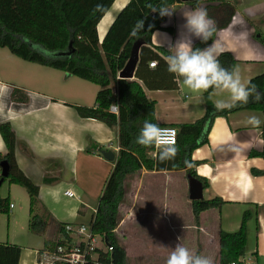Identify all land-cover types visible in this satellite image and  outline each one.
Wrapping results in <instances>:
<instances>
[{"label": "crops", "instance_id": "1", "mask_svg": "<svg viewBox=\"0 0 264 264\" xmlns=\"http://www.w3.org/2000/svg\"><path fill=\"white\" fill-rule=\"evenodd\" d=\"M127 1H112L96 24L98 40H101L116 13ZM196 1L194 5L179 1L169 6L176 10L170 17L163 16L160 25L171 28L172 31L154 30L150 35L151 43L168 51L169 45L175 44L182 35L184 11L203 7L217 26L212 41L204 48L211 45L213 40L217 41L223 51L231 54L235 60L234 67L239 68L245 82L252 76L264 74V66L257 64L259 59H247L250 47L246 44L248 33L253 32L252 26L257 35L262 34L264 0ZM224 2L230 5L227 6ZM198 39L192 37V45ZM25 63L13 62L7 74L4 77L0 75V84H5L10 89L0 91V122L6 121L11 126L15 137L16 166L38 187V203L50 214L43 232L39 233L42 236L40 245L34 249H20L18 264H45L40 255L43 242L58 241L65 237L57 232L58 224L89 223L94 204L116 156V127H107L92 118H81L73 108L74 105L91 106L97 88L87 86L84 84L87 81L81 82L82 80L61 71ZM19 69L21 77V69L29 73L23 78H28L26 82L36 88L28 87L24 81L19 82L20 78L16 75ZM31 71L34 76L30 74ZM13 88L21 90L26 96L24 102L11 101L10 93ZM201 93L189 90L179 77L175 89L146 91L147 97L154 101L153 115L159 126L191 123L203 116L205 107ZM209 99L214 105L217 99H227V94L217 96L211 90ZM251 115H256L263 121L260 111L249 109L214 117L207 142L192 151L191 160L203 161L192 167L195 174L206 181L202 194H206L205 199H220L218 207L201 211L197 221L193 222L196 224L199 244L197 253L209 258V243L213 244L214 241L217 246L218 230L236 231L242 213L248 211L250 216L245 226L243 260L249 264H264V175L249 174L250 168L264 169V161L257 156H248L249 151L260 150L264 146V137L261 135L262 123L259 127L246 123ZM99 147H102L101 152L110 151L113 159L105 160L98 152ZM4 152L5 147L0 138V154ZM185 175L183 170L141 169L128 178L133 182L132 191L128 194L131 205L139 203L140 199L145 202L146 197H149V202L158 209V213L154 215L162 217L161 212L167 210V200L174 206L182 203L183 185L187 193ZM174 179L180 188L178 203L173 201L177 195L167 194V186L172 185ZM19 187L6 181L0 183V198L8 199L7 223L14 219L13 212H10L14 208L11 199L15 198L16 193H21ZM65 190H70L72 197L63 195ZM24 193L23 199L28 208L27 195ZM174 210L176 214L180 211L177 207ZM189 216L192 220L190 207ZM65 238L78 241L74 234H66ZM161 252L157 251L156 256H162Z\"/></svg>", "mask_w": 264, "mask_h": 264}, {"label": "trees", "instance_id": "2", "mask_svg": "<svg viewBox=\"0 0 264 264\" xmlns=\"http://www.w3.org/2000/svg\"><path fill=\"white\" fill-rule=\"evenodd\" d=\"M113 0H0V48H6L13 56L34 64L48 67L72 75L97 86L91 106L73 108L81 118H92L107 127H116L117 152L112 167L104 181L89 221L92 234L100 239L101 247L95 248V258L84 264H124L125 250L115 234L119 223L118 207L124 197V180L141 169L146 171L183 170L206 187L204 178L195 174L192 167L203 163L191 160L194 149L207 142L210 125L216 116L226 115L240 109L257 110L262 113L261 135L264 137V99L218 111L209 99V91L202 92L204 114L191 123L173 125L177 130L174 160L164 163L155 158V148H145L136 143L139 130L147 119L155 123L154 101L146 91L172 90L177 87V77L167 71L166 49L155 46L150 41L154 30L172 31L161 27L163 17L151 11L149 5L158 7L161 3L171 6L178 0H128L116 13L101 40H98L96 24L109 8ZM197 1L189 2L194 5ZM225 5L229 6L227 2ZM97 5L101 10L94 11ZM231 7V13H232ZM144 21L143 29L133 35V27L138 20ZM217 29V26H216ZM214 37V35H213ZM212 37V39H213ZM207 42L198 39L193 48H204ZM140 42L138 58L131 79L117 78L118 71L128 59L130 49ZM221 66L231 70L235 60L230 53L222 51L218 56ZM154 61V67L147 63ZM249 80L264 92V74L252 76ZM248 80V81H249ZM10 99L24 102L26 96L13 88ZM114 104L116 114L108 111ZM0 138L5 152L0 161L7 163V174L1 182L15 184L24 189L28 201V230L41 233L50 214L40 207L37 199L38 187L16 166L14 161L15 137L8 122H0ZM102 147H99L101 153ZM88 150V149H87ZM248 156H257L264 161V146L251 150ZM252 176L264 175V169L250 168ZM46 182V180H44ZM220 199L191 200L190 211L194 222L201 211L216 208ZM8 199L0 198V212H7ZM249 212L244 211L236 231L217 232V264H249L243 260L246 241L245 226ZM63 224L57 225L62 233ZM56 241H44L43 250H51ZM20 247L0 242V264H18ZM51 264H60L53 262Z\"/></svg>", "mask_w": 264, "mask_h": 264}, {"label": "rangeland", "instance_id": "3", "mask_svg": "<svg viewBox=\"0 0 264 264\" xmlns=\"http://www.w3.org/2000/svg\"><path fill=\"white\" fill-rule=\"evenodd\" d=\"M252 30L253 32L248 33L249 37L246 34L244 35L247 36L246 44L250 47L247 54L249 58L247 59H259L257 61L260 62L257 64L264 66V23L262 22L261 36L254 32V26H252ZM13 62L25 63L26 61L13 56L6 48H0L1 77L7 74ZM25 64L38 65L28 62ZM24 70L25 69H21L23 77L25 74H29ZM30 74L33 76L35 75L32 71ZM16 75L20 78V83L24 81V84L28 87L36 88V86L26 82L28 78L21 77L20 69L17 71ZM81 82L84 81L82 80ZM84 84L97 88V86L92 83L84 82ZM128 178L124 180L125 193L118 207L119 223L115 228L116 237L124 250L126 249L124 264H165L167 256L177 244H181L191 252L199 255V253H197L199 244L196 238V224L189 216L190 201L187 198L185 185H183L182 189V203L174 206L172 202L167 200V210L161 212L162 217L157 218L154 214H156L158 209L155 204L149 202V197H146L147 199L145 202H142V199H140L141 201H139V203H135L133 206L131 205L128 194L132 191L133 182ZM19 188L18 190L21 193H16L15 198L11 199V202L14 204V208L10 211L14 214V219H12L11 223H7L9 209L5 213L0 212V241L14 243L18 245L20 249L24 250L38 248L42 241V236L27 229V203L23 199L25 191L22 187ZM167 192H169L167 193L168 196L169 194L171 196L177 195L176 199L173 201L178 203L180 188L178 187V182L176 184V180L172 182V185L167 186ZM205 197L206 194L203 193L202 198L204 199ZM174 207L180 210L178 214H176ZM177 240H179V242H177ZM97 246L101 247L102 245L97 243ZM216 250V242L213 241V244L209 243V258L213 261V264H217ZM157 251H162L161 253H163V255L161 256L160 254L156 256Z\"/></svg>", "mask_w": 264, "mask_h": 264}, {"label": "clouds", "instance_id": "4", "mask_svg": "<svg viewBox=\"0 0 264 264\" xmlns=\"http://www.w3.org/2000/svg\"><path fill=\"white\" fill-rule=\"evenodd\" d=\"M97 5L94 11L101 10ZM151 11L160 16H171L176 9L161 3L158 7L149 5ZM185 23L182 26L181 37L168 47L169 54L164 58L167 71L182 79V83L192 92H206L213 90L217 96L227 94V99H217L214 107L218 111L231 109L237 105L247 104L250 99L260 102L264 99V92L250 80L245 82L239 68L231 70L221 66L218 56L222 53L219 43H213L204 49L193 48L192 37L207 42L216 32L215 21L209 17L203 7L190 8L184 11ZM144 27L142 19L133 27V35ZM0 91H10L7 85L0 84ZM248 125L259 127L261 119L256 115L247 118ZM136 143L145 148H155V158L160 163L174 160L178 149L176 147L175 132L159 124L145 120L136 137ZM165 264H213V261L202 255L191 252L188 248L177 244L166 258Z\"/></svg>", "mask_w": 264, "mask_h": 264}, {"label": "built area", "instance_id": "5", "mask_svg": "<svg viewBox=\"0 0 264 264\" xmlns=\"http://www.w3.org/2000/svg\"><path fill=\"white\" fill-rule=\"evenodd\" d=\"M147 65L148 67H154L155 62L149 61ZM108 111L116 114V106L114 104L110 105L108 107ZM160 127L173 130L176 137L177 130L174 127ZM63 195L72 197L73 194L70 190H65ZM10 206L11 204H9V207ZM62 227L65 235L74 234L78 237V241L73 242L65 237H62L56 241L51 250H42L40 255L42 256L45 264H51L53 262H58L60 264H84L86 261L95 258L94 250L95 248H98L97 243H100V239L97 235L91 233L89 224L64 223Z\"/></svg>", "mask_w": 264, "mask_h": 264}, {"label": "water", "instance_id": "6", "mask_svg": "<svg viewBox=\"0 0 264 264\" xmlns=\"http://www.w3.org/2000/svg\"><path fill=\"white\" fill-rule=\"evenodd\" d=\"M180 2H193L195 0H179ZM140 42H135L129 52L128 59L126 60L124 66L118 71L117 78L131 79L133 77L134 68L138 58V48ZM102 157L105 160L111 161L113 155L110 151L101 152ZM7 174V163L4 160L0 161V182ZM187 182V197L191 200H200L202 198V185L199 180L190 174L185 175Z\"/></svg>", "mask_w": 264, "mask_h": 264}]
</instances>
